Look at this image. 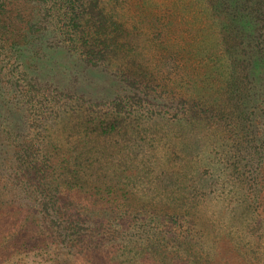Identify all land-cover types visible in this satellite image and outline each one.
Instances as JSON below:
<instances>
[{
  "label": "trees",
  "instance_id": "obj_1",
  "mask_svg": "<svg viewBox=\"0 0 264 264\" xmlns=\"http://www.w3.org/2000/svg\"><path fill=\"white\" fill-rule=\"evenodd\" d=\"M0 264H264V0H0Z\"/></svg>",
  "mask_w": 264,
  "mask_h": 264
}]
</instances>
